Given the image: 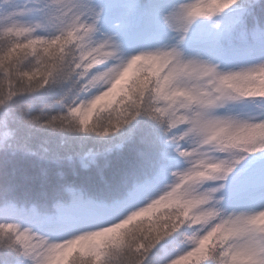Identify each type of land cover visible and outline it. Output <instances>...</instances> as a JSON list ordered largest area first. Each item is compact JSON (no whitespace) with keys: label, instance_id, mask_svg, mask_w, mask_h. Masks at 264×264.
Listing matches in <instances>:
<instances>
[{"label":"snow or ice","instance_id":"snow-or-ice-1","mask_svg":"<svg viewBox=\"0 0 264 264\" xmlns=\"http://www.w3.org/2000/svg\"><path fill=\"white\" fill-rule=\"evenodd\" d=\"M202 22L218 30L211 44L202 39L209 55L255 62L225 70L187 53L185 40ZM247 37L254 46L232 43ZM141 39L161 43L126 50ZM41 90L60 94L39 109L23 103ZM256 98L264 104V0H0V200L9 201L19 181L43 203L0 209V264H254L255 243L229 241L264 234V204L243 206L249 192L264 189V113L240 118L231 108ZM100 118L106 136L138 120L152 126L141 129L116 194L95 205L97 214L78 215L83 192L53 172L62 152L37 145L35 131L71 132L64 125L75 122L89 133ZM132 139L130 131L103 152L88 149L79 167L107 161ZM213 146L205 165L199 157ZM256 154L259 165L234 178ZM217 197L231 215L220 213Z\"/></svg>","mask_w":264,"mask_h":264},{"label":"trees","instance_id":"trees-1","mask_svg":"<svg viewBox=\"0 0 264 264\" xmlns=\"http://www.w3.org/2000/svg\"><path fill=\"white\" fill-rule=\"evenodd\" d=\"M175 0H168V3H174ZM189 2L195 3V0H189ZM33 19V17H32ZM220 21L221 29L224 30V26L227 23V20L224 15H221L216 18ZM196 32L193 35H190L186 38L184 43V48L187 53L192 54L195 52H199L202 58L207 59L205 54L200 50L196 49L192 46L193 43H202V39H206L211 41V34H214L218 30L211 26V23L202 22L196 28ZM174 35V34H169ZM201 35V36H200ZM169 43H174V39H170ZM160 41H151L146 39H141L137 41L134 46H127L126 50L135 52L141 49H151L159 46ZM233 45L237 46H254L255 41L250 37L247 38H236L232 41ZM220 56V67L222 69L227 70L228 68H232L238 70L240 67L250 66L254 63V59L250 57H244L234 60H228L224 56ZM58 91H47L41 90L39 93L26 96L23 98V103L32 104L37 109L41 107H45L49 103H51L54 99L59 96ZM232 108V114L238 115L240 118H247L248 116H259L261 113H264V104H261L260 98H256V103H252L251 101H245L243 103H237ZM224 112V109H221ZM152 126L151 121L138 120L134 121L132 125L125 126V128L121 129L120 132L112 133L104 138H96L95 133H79L73 134L68 132H60L58 130L53 129H41L35 131L34 142L39 145L48 141V146L53 147L56 145L62 137L70 138L74 135L77 137L72 140V144L74 147H80L81 145L84 148V152L88 149H92L94 151L103 152L109 144L115 145L121 142V138L125 137L131 131L133 134V139L128 140L123 144V146L119 149L113 148V151L108 154L107 161L104 156L98 158L97 166H94L87 171L82 170L79 165L75 168V175L73 174L71 169H66L67 178L73 182V184L79 188L84 194L85 203L80 205L75 209V212L78 215H84L88 212L89 215H95L94 213H98L99 209L95 207L96 204L102 203L116 194V191L119 188L121 171L128 165L130 161L135 159L136 151L139 147L138 139L141 134V129L149 128ZM83 138V139H81ZM261 161L260 154L253 155L249 157V160L242 161L239 168L233 174L234 178H241V170L247 169L250 167L251 162H255L256 165H259ZM183 166V165H181ZM139 162H136L135 168L136 170H140ZM16 170V166L12 165L9 168L10 175L14 174ZM131 170V169H129ZM173 171L175 168L172 169ZM55 172V169H53ZM171 177H169L170 182ZM15 187L11 194L9 201L0 200V209L6 207L8 203H14L18 208H30L34 203L37 204L43 210V203L38 200L37 193L34 189L30 188L28 185L20 183L19 181H14ZM162 186V185H161ZM261 204H264V189H262L259 185L248 193V198L243 202V206L246 207H259ZM230 208V205H227ZM48 210H51L50 208ZM5 217L2 212H0V222H3ZM177 237V245L183 247V245L179 244L181 237L179 234H174ZM171 251V247L169 248Z\"/></svg>","mask_w":264,"mask_h":264},{"label":"clouds","instance_id":"clouds-1","mask_svg":"<svg viewBox=\"0 0 264 264\" xmlns=\"http://www.w3.org/2000/svg\"><path fill=\"white\" fill-rule=\"evenodd\" d=\"M218 2H224V0H218ZM191 83L199 84L200 86H207L205 81H192ZM64 126L65 128L73 129V131L68 132V133H73V134L81 133L80 131H78V125L75 122H67ZM106 126H107V120L104 118H100L94 125L95 131L89 132V133H95V137H92V138L93 139L104 138L106 135H103V130ZM76 138L77 137L75 135L70 138L62 137L61 140L56 145L53 146L54 148L60 149L62 152V156H63V159L60 161L59 166H57L55 170V174L57 175V177H60L62 173L63 177L67 178L66 169H71L73 174L75 175V168L77 165H79V158L84 152V148L82 145L80 147L73 146L72 140ZM214 155H215V151H214V146H213V147H210L205 154L201 155L199 159L204 160L205 165H207L211 162L212 157ZM81 169L84 171L88 170V169H83V168ZM209 171H211L210 168H209ZM217 199L221 201L219 204L216 205L220 213L225 216L231 215L233 210L227 207V204L223 200V198L217 197ZM50 206L51 205L49 204V207ZM215 220H216L215 217H210L207 222H201V223H202V226H209ZM113 235L115 234L113 233ZM248 242L255 243L258 248L257 255L254 257V264H264V234L249 233V235L244 237L243 239L229 241V243L235 246H241ZM241 264H253V260L248 259V258H243L241 260Z\"/></svg>","mask_w":264,"mask_h":264},{"label":"rangeland","instance_id":"rangeland-1","mask_svg":"<svg viewBox=\"0 0 264 264\" xmlns=\"http://www.w3.org/2000/svg\"><path fill=\"white\" fill-rule=\"evenodd\" d=\"M17 2L18 3H20V4H23L24 2H25V0H17ZM25 21H28V20H31L32 19V16H30V15H26L24 18H23ZM37 31H39V30H37ZM194 32H196V30H193V33ZM209 44H211L210 42H209ZM205 49H206V51H207V54L209 53V49L207 48V47H204ZM209 56H211L214 60H215V58H216V55H209ZM94 214H97V213H94ZM84 215H89L88 214V212L87 213H85ZM86 244H92V243H95V242H85Z\"/></svg>","mask_w":264,"mask_h":264}]
</instances>
